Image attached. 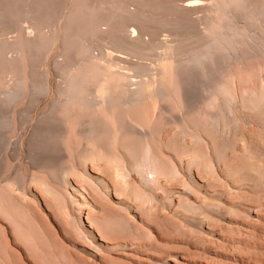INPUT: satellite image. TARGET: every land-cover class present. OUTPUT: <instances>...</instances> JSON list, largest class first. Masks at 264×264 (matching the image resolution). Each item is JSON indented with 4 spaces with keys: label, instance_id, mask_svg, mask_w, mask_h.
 Instances as JSON below:
<instances>
[{
    "label": "rangeland",
    "instance_id": "374dc122",
    "mask_svg": "<svg viewBox=\"0 0 264 264\" xmlns=\"http://www.w3.org/2000/svg\"><path fill=\"white\" fill-rule=\"evenodd\" d=\"M56 1H64L69 7L76 2ZM125 1L130 11L139 12V19L128 20L116 11L122 0L118 5L117 0H108L106 7L112 16L103 28L118 32L126 25L130 31L146 27L153 32L159 27L156 31L158 48L152 53L122 55L115 51V42L107 46L103 42L106 48L102 61L59 71L52 62L65 63L61 54V23H56L47 13L40 14L42 19L40 15L29 18L32 13L23 10V0H0V98L11 86L30 84L38 71L43 73L47 85V91L38 96L39 101L29 107L25 117L19 114L28 98L21 95L5 109L6 116L10 117L0 126V252L1 248L4 253L8 248L9 264H264V15L256 22V12L248 8L242 12L245 16H235L233 24L226 22L228 27L223 22L224 33H221L215 30L217 0ZM246 1L253 3L246 5L256 7L257 11L263 9L258 12L264 14V0ZM37 20L42 21L38 24ZM116 24L117 29L111 28L117 27ZM41 26L45 31L55 30V38L59 32L55 44L48 45V36L38 46L34 44L30 37L34 38ZM240 26L246 27L247 33L238 39L228 36L230 30H240ZM23 31L24 37L29 36V39L23 35L17 38ZM150 32L144 35L145 40L151 37ZM82 37L103 38L97 34ZM17 40L23 43L20 48ZM168 43L172 44L171 49ZM184 43L187 44L184 46ZM253 44L261 48L254 49ZM31 52L35 55L29 57ZM93 53L97 56L98 51L93 50ZM124 58L141 62V66L144 63L145 70L134 62L130 61L134 66L128 60L124 63ZM185 60L191 66L184 68L181 62ZM104 62L109 63L108 66ZM207 64L213 65L212 71ZM135 66L144 76L136 75L139 72ZM102 67L105 70H101ZM213 70L216 73L213 74ZM180 71L183 76L178 75ZM205 71L208 75L212 73L215 77L210 78L217 81L208 79L207 82ZM145 72L154 76L146 79L150 76ZM64 73L75 76L83 91L116 96L121 82H135L143 84L142 87L149 85L151 89L167 88L165 98H168L153 96L147 100L142 97L119 109L118 105H113L109 113L103 105L96 106L97 110L102 108L103 117L113 126H110L111 131L105 128L101 135L84 136L77 134L78 131L97 115L75 96L61 114L66 121L61 133L66 137L60 139L59 148L50 155L53 162L50 161L48 167L51 164V168H32L24 146L38 118L48 112L55 85L63 83ZM98 79L105 81L101 83ZM197 81H201V85L205 82L200 86L203 94L193 93ZM99 85L100 91L95 90ZM173 85L176 86L174 94ZM204 86H211L207 87V93ZM179 92L185 93L183 99ZM177 101L184 105L180 108ZM79 106H83L84 111ZM146 149L154 161L155 181L151 184H146L136 170L144 162L143 150ZM137 153H141L139 159H135L139 157ZM58 165L67 169L63 175L59 172V179L58 175L54 177L58 169L63 170ZM5 176L9 179L3 181ZM126 180L130 186L126 185Z\"/></svg>",
    "mask_w": 264,
    "mask_h": 264
},
{
    "label": "bare ground",
    "instance_id": "6f19581e",
    "mask_svg": "<svg viewBox=\"0 0 264 264\" xmlns=\"http://www.w3.org/2000/svg\"><path fill=\"white\" fill-rule=\"evenodd\" d=\"M108 0H76V2L71 6V7H69V6H67V3L66 2H64V1H62V2H59V1H50V2H44V1H42V0H23V3H24V6H23V10L26 12V13H29L30 12V14L32 13V15L29 17V18H36V17H39V15L40 14H43L44 16L46 15V13H47V15L48 14H50V17L52 16V18H54V21L56 22V23H61V25L62 26H60V27H62L63 28V32H62V34H61V36H62V45H63V52H61V54H63L62 56H64L65 57V63H61V62H58V61H54V62H52V64L55 66V69H58L59 71H63L64 69L66 70V68L67 67H69V66H74L75 68H78V67H80V68H82L83 66H81V65H83L84 63H93V62H96L97 60H98V62L102 59V57H104L103 56V54H104V48H106V47H104L103 46V42H106V46H107V44L108 43H110V44H113L114 42H115V45H116V47L115 48H117L115 51L118 53V52H120V53H123L122 55H126V53L127 54H133V53H137V54H139V53H144L145 51L147 52V51H149L150 53H152V51L153 50H155L156 48H158V44L156 43V31L157 30H159V27L157 28V29H155L153 32H150V31H152V29H150V31L148 30V28H146L145 26H143V27H145V28H141V29H139L138 31H136V30H134V29H132L131 31L130 30H127V26L125 25H123L121 28H119V30H118V32H114V31H112V30H110L109 28H107V27H105V28H103L105 25H108L110 22V18H111V16H112V14L110 15L109 13L111 12H109L108 11V8L106 7V2H107ZM110 1V0H109ZM120 0H117V5H118V2H119ZM249 1V0H248ZM9 2V1H8ZM64 2V3H63ZM128 2H129V0H128ZM246 0H217V3H216V7H215V9L214 10H217L216 12L217 13H215V14H217V18H218V26H217V28L215 29L216 31H219V32H221L222 33V31H223V33H224V30H222V28H223V25H222V23L224 22V23H230V24H233V23H231L232 21H233V19L235 18V16L236 15H238L239 17L242 15V16H245L244 15V13L242 14V12L244 11V10H247L248 8H251V10L252 11H255L256 12V18H255V21L257 22L258 20H260V19H262V18H264V17H260L261 15H264V14H260L258 11H260V10H256V7H254V8H252L251 6H249V5H253V3H251V2H247ZM121 5L119 6V8L116 10V11H119V13H120V15H123V17H126L128 20H133V19H139L138 17V13H136V12H134V11H130L129 9H128V7H127V3H126V1L124 0H122V2H119ZM111 4V3H110ZM113 4V3H112ZM246 4H249V5H246ZM108 5V4H107ZM116 5V6H117ZM129 5V4H128ZM195 5V4H194ZM255 5V4H254ZM116 6H115V8H116ZM187 6H189V5H187ZM247 6V7H246ZM114 8V9H115ZM260 8V6L258 7V9ZM110 10H111V6H110ZM263 10V9H262ZM261 10V11H262ZM249 11H250V9H249ZM113 12H115V11H113ZM35 13V14H34ZM115 13H117V12H115ZM255 14V13H254ZM21 14L19 13V16H20ZM29 15V14H28ZM27 15V16H28ZM43 15H40V17L39 18H43ZM119 15V14H118ZM213 15V14H212ZM3 16V15H2ZM18 16V17H19ZM27 16H26V18H27ZM36 16V17H35ZM49 16V15H48ZM115 16V15H114ZM117 16V15H116ZM3 17H5V16H3ZM22 16H20V18H21ZM118 17H121V16H118ZM122 17V18H123ZM142 17V16H141ZM238 17V18H239ZM11 18V17H10ZM244 18V17H243ZM243 18H241V19H243ZM246 18V17H245ZM12 19V18H11ZM38 19V18H37ZM26 20V19H25ZM36 20V19H35ZM119 20V19H118ZM117 20V21H118ZM39 21H42V20H37V23L39 24V23H41V22H39ZM136 21V20H135ZM240 21V20H239ZM119 22V21H118ZM234 22V21H233ZM255 22V23H256ZM262 22V21H261ZM37 23H35V24H37ZM117 23V22H116ZM121 25H122V23L121 22H119ZM227 23H226V27H228L227 26ZM249 23V22H248ZM252 23H254V22H252ZM252 23H251V25H252ZM47 24V23H46ZM119 24V26H121ZM124 24V23H123ZM217 24V23H216ZM261 24V23H260ZM259 24V25H260ZM263 24V23H262ZM41 25V24H40ZM40 25H37V26H40ZM48 25V24H47ZM118 24H116L115 26H117ZM214 26H215V23L213 24ZM225 25V24H224ZM248 24L246 23V26H247ZM251 25H250V27H251ZM258 25V24H257ZM50 26V25H49ZM51 26H53L52 24H51ZM50 26V27H51ZM171 26H172V24H171ZM174 26V25H173ZM245 26V25H244ZM244 26H242V28H241V26H240V30H236V31H234L233 29H232V31L230 30L229 31V34H228V36L229 35H231L230 37L231 38H233V36H235V37H237V39H238V37L239 36H243L244 34H245V32H246V27H244ZM254 26H255V24H254ZM56 27V26H55ZM226 27H225V30H226ZM237 27V26H236ZM250 27H248L247 28V31H248V29L250 28ZM253 27V26H252ZM264 27V26H263ZM44 27H42L41 26V28L40 27H38V29H37V31L35 32V34H34V32H33V36H34V38L33 37H30V38H32L33 40L32 41H34V44L35 45H39V44H41L43 41H44V39H45V37L46 36H48L49 38H48V41H49V44L48 45H53V44H55V42L57 41V37H58V34H59V32H58V34L56 33V38H55V33H54V31H52V32H50L51 30V28H48L49 30H47V31H45L44 29H43ZM54 28V27H53ZM62 28H60L61 30H62ZM111 28H118V26L117 27H111ZM234 28V27H233ZM239 28V26L236 28V29H238ZM224 29V28H223ZM25 30V29H24ZM33 30V31H34ZM252 30V29H251ZM20 32H21V30H19ZM29 31V30H28ZM129 31L130 32H132L133 33V35L131 34V36L129 35ZM173 31V30H172ZM234 31V32H233ZM19 32V33H20ZM148 32H150V35H151V37L148 39V40H145L144 39V35L145 34H147ZM159 32V31H158ZM215 32V31H214ZM230 32H232V33H230ZM249 32V31H248ZM253 32V31H252ZM29 33V32H28ZM211 33H213V32H211ZM215 33H217V32H215ZM227 33V32H226ZM225 33V34H226ZM247 33V32H246ZM26 33L23 31V34H18V36H17V38L18 37H22L21 35H23V38H26L27 36H25L24 37V35H25ZM95 34H97L98 36H101V37H103V38H100V39H98V40H95V39H92V38H84V37H82V36H84V35H95ZM225 34H223V35H225ZM20 35V36H19ZM216 35V34H215ZM218 35H219V33H218ZM221 35V34H220ZM246 35H248V34H246ZM249 35H250V33H249ZM249 35H248V37H249ZM261 35V34H260ZM263 35V34H262ZM262 35H261V37L260 38H262ZM146 36V35H145ZM149 36V35H148ZM208 37H209V35H207ZM29 37V36H28ZM27 37V39H29ZM91 37V36H90ZM213 37L215 38L216 36H214V33H213ZM220 37V36H219ZM224 37V36H223ZM217 38V37H216ZM227 38V37H226ZM251 39H252V41H253V39H254V37L252 38V36L250 37ZM255 38H256V36H255ZM259 38V37H258ZM60 39V38H59ZM247 39H249V38H247ZM257 39V38H256ZM264 39V38H263ZM213 40V39H212ZM218 40H220V39H218ZM233 40V39H232ZM257 40H259V39H257ZM19 40H17V43H19V48H20V45L21 44H23L22 42L20 43V42H18ZM21 41V40H20ZM157 41H159V40H157ZM251 41V40H250ZM255 41V40H254ZM260 41H262V39H260ZM260 41H258V42H260ZM30 42H31V39H30ZM160 42V41H159ZM177 42V41H176ZM231 42V41H230ZM238 42V41H237ZM236 42V43H237ZM257 42V43H258ZM190 43V42H189ZM192 43H195V42H192ZM198 43V42H197ZM204 43V42H203ZM239 43H240V40H239ZM161 44V43H160ZM175 44V43H174ZM187 43H184L183 45L185 46ZM229 44V43H228ZM255 44V43H254ZM254 44H253V46H254ZM176 45H178L177 43H176ZM181 45V44H180ZM179 45V46H180ZM258 46H259V44H257ZM111 46V45H110ZM167 46V45H166ZM168 46H169V48H170V46H172V44L170 45L169 43H168ZM183 46V47H184ZM201 46V45H200ZM257 46V47H258ZM21 47H23V46H21ZM40 47V46H39ZM164 47V46H163ZM256 47V48H257ZM260 47V46H259ZM8 48V47H7ZM113 48V47H112ZM111 48V49H112ZM155 48V49H154ZM213 48V47H212ZM212 48H210V50H212ZM237 48V47H236ZM251 48V47H250ZM255 48V46H254V49H256ZM261 48V47H260ZM171 49V48H170ZM218 49V48H217ZM252 49H253V47H252ZM25 50V49H24ZM93 50H97L98 51V54H97V56H95L94 55V53H95V51H94V53H93ZM229 50H230V48H229ZM228 50V51H229ZM231 50H232V48H231ZM26 51V50H25ZM114 51V52H115ZM166 51V50H165ZM169 51V50H168ZM167 51V52H168ZM181 51H182V53L184 52L183 51V49H181ZM255 51V50H254ZM20 52H21V49H20ZM33 52V51H32ZM31 52V53H32ZM166 52V53H167ZM170 52V51H169ZM168 52V53H169ZM178 52H180V51H178ZM211 52V51H210ZM246 52V51H245ZM261 52V51H260ZM34 53V52H33ZM29 54V57L32 55V56H34L35 54ZM172 53H173V51H172ZM214 53V52H213ZM60 54V55H61ZM171 54V53H170ZM178 54V53H177ZM120 55V54H119ZM153 55V54H152ZM180 55V54H179ZM182 56H183V54H181ZM3 56V55H2ZM21 56V55H20ZM37 56V55H36ZM116 56V55H115ZM115 56H113L114 58V60H115ZM121 56V55H120ZM127 56H129V55H127ZM169 56V55H168ZM16 57V56H15ZM15 57H14V59H15ZM110 57V56H109ZM117 57V56H116ZM119 57V56H118ZM166 57V56H165ZM164 57V58H165ZM178 57H180V56H178ZM216 57H217V54H216ZM214 57L215 58V60L214 61H218L217 60V58H219V57ZM221 57V56H220ZM2 58V57H1ZM10 58V57H9ZM120 58H122V57H120ZM126 58V57H125ZM124 58V59H125ZM173 58V57H172ZM184 58V57H183ZM186 58V57H185ZM199 58V57H198ZM13 59V58H12ZM113 59H111V60H113ZM187 59V58H186ZM190 59V58H189ZM200 59V58H199ZM63 60V61H64ZM114 60H113V62H114ZM126 60H128V59H125V62L124 63H126ZM137 60H141V58L140 59H137ZM177 60H178V58H177ZM180 61H181V59H179ZM178 60V61H179ZM194 60V59H193ZM10 61V60H9ZM28 61V60H27ZM102 61V60H101ZM119 62H123V60L121 61V60H118ZM129 61V60H128ZM131 62H134V65H136V66H138V64H139V66H138V68H143L142 70H145L144 68V63H142V66L140 65V63L141 62H139V63H136L135 61H132V60H130ZM130 61H129V64H130ZM175 61H176V59H175ZM206 61V60H205ZM15 62H16V60H15ZM109 62H110V60H109ZM154 62V61H153ZM177 62V61H176ZM193 62V61H192ZM215 62V63H216ZM102 63V62H101ZM106 65L107 64H109V63H106V62H104ZM103 63V65H105ZM112 63V62H111ZM115 63V62H114ZM117 63V62H116ZM136 63V64H135ZM16 64V63H15ZM128 64V62H127V65H129ZM132 64V63H131ZM130 64V65H131ZM146 64V63H145ZM178 64V63H177ZM181 64L182 65H184V68L188 65V67H189V65H190V62L188 61V60H185V62H181ZM208 64H209V61H208ZM207 64V66H209ZM110 65H112V64H110ZM110 65H109V67H107V68H109L110 69ZM124 65V64H123ZM133 64H132V66H134ZM29 66V65H28ZM53 66V67H54ZM135 66V67H136ZM163 66V65H162ZM166 66V65H165ZM174 66V65H173ZM191 66V65H190ZM205 66V65H204ZM52 67V68H53ZM169 67V66H168ZM167 67V68H168ZM176 68L178 67V66H175ZM210 67V66H209ZM208 67V68H209ZM212 67H213V65H212ZM212 67H210L209 69H211V71H212ZM37 68V67H36ZM74 68V69H75ZM100 68V67H99ZM116 68V67H115ZM131 68V67H130ZM137 68V67H136ZM138 68H137V70H138ZM160 68H161V66H160ZM180 68V67H179ZM182 68V67H181ZM184 68H182V69H184ZM205 68H207V67H205ZM205 68H203V69H205ZM215 68L217 69V67L215 66ZM221 68V67H220ZM55 69L53 68V70H54V72H55ZM104 68L102 67V69L101 70H103ZM123 69V68H122ZM132 69V68H131ZM147 69H148V67H147ZM146 69V70H147ZM166 69V68H165ZM170 69V68H169ZM214 69V68H213ZM58 70H56V71H58ZM64 70V71H65ZM73 70V69H72ZM76 70V69H75ZM78 70V69H77ZM86 70V69H85ZM100 70V69H99ZM100 70V71H101ZM105 70V69H104ZM136 70V71H137ZM139 70H141V69H139ZM137 71V72H139L138 74H136V75H140L141 74V77H142V74L144 73H141L140 71ZM161 70V69H160ZM177 70H178V68H177ZM191 70H192V68H191ZM199 70H200V68H199ZM30 71V70H29ZM33 71H36V70H33ZM32 71V72H33ZM68 71V70H67ZM74 71V70H73ZM99 71V72H100ZM117 71V70H116ZM124 71H125V69H124ZM148 71V70H147ZM164 71V70H163ZM170 71H171V69H170ZM183 71V70H182ZM182 71H180L181 72V74H178L179 76L180 75H182ZM188 71H189V68H188ZM208 71V70H207ZM210 71V72H211ZM69 72V71H68ZM67 72V73H68ZM103 72V71H102ZM102 72H100V73H102ZM167 72H169L168 70H167ZM167 72H164V73H166L167 74ZM209 72V71H208ZM208 72H206L205 71V73L207 74V80L208 79H210L211 81L213 80V77H211L210 78V76L212 75V73L214 74V73H216V70H213V72L211 73V75H208ZM209 72V73H210ZM28 73H31V72H28ZM27 73V74H28ZM34 73V72H33ZM67 73H64L62 76H63V83L62 84H56L55 85V89H54V97H53V99H52V101H51V103H50V107H49V110H48V112L46 113H44V114H42L41 115V117H39L38 118V120H37V122L35 123V126H34V128H32L33 130H32V133L30 134V136H29V138H28V140H27V142H26V146H24V147H26V153H27V157L26 158H28L29 160H28V162H30V164H31V166H32V168L33 167H45V166H47L46 167V169L48 168H51L50 166H51V164H50V166L48 167V163H50V161H52L51 159H50V155L53 153V152H55L56 151V149H58L59 148V141H60V139L61 138H63L64 136L66 137V135H64V134H62L61 133V131H62V127L64 126V125H66V121L64 120V118H63V116L61 115L62 113H65L64 111H65V105H69L71 102H72V100H73V98L75 97V96H79L80 97V99L82 100V101H84V102H86L87 104H88V106H89V108L91 109V112L92 113H95L96 115H97V117L95 118V120L94 119H91V122H89L88 123V125H86L83 121L84 120H86V119H84L83 121H80V123L82 122V124H83V127L82 126H80V127H82L79 131H78V129L79 128H77V131H78V133L77 134H82V135H84V136H88V135H101V134H103L104 133V129L106 128V129H110V131H111V128H110V126L112 125L113 126V124H109L110 123V121L107 119V118H105V117H103L104 115L102 114V108L100 109V108H98V110H97V108H96V106H98L99 107V105H103L104 107H105V112H107V113H109V109L111 108V107H113V105H116V107H117V105H118V109H119V106H125L127 103V105H129L130 104V102H132V101H135V100H137V99H140V98H142V97H147L146 99L148 100V98H152L153 96H156L158 99L159 98H161V99H164L166 96H167V93H168V90H167V88H155V89H151V88H149V85H148V87L147 86H145V87H142V85H140V84H134L135 82H133V84H129V83H127V82H121L120 83V85H117V86H120L121 88L119 89V92L116 94V96H112V95H109V94H105V92H103L102 93V95H100V94H96L95 92H92L91 90H85V91H83V90H80L79 89V83H77V81H75V76H73V75H68ZM81 74H82V71L80 72ZM93 73V72H92ZM110 73H112V72H110ZM109 73V74H110ZM121 73V72H120ZM146 73V72H145ZM77 74V73H76ZM105 74V77H106V73H104ZM113 74V73H112ZM149 74V76H150V73H146V75H148ZM199 74H200V72H199ZM34 77H33V80L31 81L30 80V84L28 83V85L27 86H25V87H22L21 85H19V84H16V85H14V87L13 86H11V88H9V90H7V92H5L4 93V95L0 98V126H2L4 123H5V121L6 122H8V118L10 117V115L7 117L6 116V111H5V109L6 108H8L10 105H12L14 102H16V101H18L19 100V97L21 96V95H24L25 97H27L28 98V102H27V105L26 106H24L25 108L23 109V110H20V112H21V114H19V115H22V117H25L26 116V113H27V110L29 109V107L37 100V98H38V96H40L41 94H43V93H45L46 91H47V85L45 84V81H44V78H43V73L41 74V72L39 73V71H38V73H34ZM59 75V74H58ZM95 75V74H94ZM123 75H125L126 76V74H123ZM123 75H119V76H121V77H123ZM183 75H184V73H183ZM182 75V76H183ZM190 75V74H189ZM201 75H202V73H201ZM91 76H92V74H91ZM90 76V77H91ZM115 76V75H114ZM128 76H130V75H128ZM143 76H144V74H143ZM152 76V75H151ZM151 76L150 77H146V79H149V78H151ZM154 76V75H153ZM152 76V77H153ZM191 76V75H190ZM193 76H194V74H193ZM192 76V78H194ZM212 76H214V75H212ZM79 77V76H78ZM86 77V76H85ZM98 77V76H97ZM101 77V76H100ZM112 77V76H111ZM171 77V76H170ZM189 77V76H188ZM209 77V78H208ZM215 77V76H214ZM220 77V76H219ZM102 78V77H101ZM100 78V79H101ZM107 78V77H106ZM145 77H143V79H144ZM157 78H159V77H157ZM191 78V79H192ZM202 78V77H201ZM243 78V77H242ZM30 79V78H29ZM216 79V78H215ZM78 80V79H77ZM89 80V79H88ZM99 80V79H98ZM104 80V79H103ZM126 80V79H125ZM135 80V79H134ZM155 80V79H154ZM105 81V80H104ZM103 81V82H104ZM107 81V80H106ZM144 81L145 82H147L148 81V83H149V80H145L144 79ZM157 81H158V79H157ZM217 80H213V82H216ZM226 81H228V80H226ZM19 82L21 83V81L19 80ZM99 82H101L100 80H99ZM103 82H101V83H103ZM115 82V81H114ZM136 82H138V81H136ZM139 82H140V80H139ZM156 82V81H155ZM155 82L153 81V83L155 84ZM169 82H170V80H169ZM197 82H200L199 83V85H198V83ZM196 82V86L197 87H195V90L193 91V93L195 92L196 93V95H197V92L198 91H200L201 89V87L200 86H202L203 84H205V82L203 81V84L201 85V81H197ZM207 82H209V80L207 81ZM242 82V81H241ZM257 82V81H256ZM61 83V82H60ZM93 83V82H92ZM100 83V84H101ZM218 84H219V82H217ZM217 84V85H218ZM224 84V83H223ZM87 85H88V82H87ZM87 85H85V86H87ZM91 85V84H90ZM108 85V84H107ZM157 85V84H156ZM194 85V86H195ZM210 85H212L211 84V82H210ZM220 85V84H219ZM93 86V85H92ZM116 86V85H115ZM164 86V85H163ZM174 86V85H173ZM172 86V90H171V92L173 91L174 93H175V87L176 86H174L173 87ZM194 86H192V88L194 89ZM228 86V85H227ZM13 87V88H12ZM88 87V86H87ZM90 87V86H89ZM97 87V86H96ZM99 87H100V85L98 86V88H96L95 90H99ZM114 87V86H113ZM207 87H209V88H211V86H207ZM207 87H205L204 86V88H205V90L207 89ZM218 87H220V86H218ZM222 87V86H221ZM224 87H225V85H224ZM7 88V89H8ZM179 88H180V85H179ZM223 88V87H222ZM262 88V87H261ZM86 89V88H85ZM101 89V88H100ZM106 89V88H105ZM104 89V90H105ZM182 89V88H181ZM216 89V88H215ZM6 90V89H5ZM111 90H113V89H111ZM110 90V91H111ZM179 90V89H178ZM211 90V89H210ZM212 90H214V89H212ZM211 90V91H212ZM100 91V90H99ZM118 91V90H117ZM202 91V90H201ZM200 91V92H201ZM208 91H209V89H208ZM215 91H217V90H215ZM219 91V90H218ZM221 91V90H220ZM222 91H225V90H223L222 89ZM172 92V94H174ZM176 92H178V91H176ZM200 92H198V94L200 93ZM203 92L205 93V91L203 90ZM210 92V91H209ZM3 93V92H2ZM180 93V96H181V99H183L184 97H183V95L185 94H182L181 95V92H179ZM194 93V94H195ZM202 93V92H201ZM206 93H207V90H206ZM211 93V92H210ZM210 93H208V95H210ZM224 93V92H223ZM170 94V93H169ZM171 94V95H172ZM203 94V93H202ZM215 94V93H214ZM50 95V94H49ZM179 95V94H178ZM189 95V94H188ZM193 95V94H192ZM170 96V95H169ZM194 96V95H193ZM201 97H203V95H200ZM261 96V95H260ZM42 97V96H41ZM41 97H39V98H41ZM183 97V98H182ZM187 97V96H186ZM219 97H221L220 95H219ZM263 97V96H262ZM43 98V97H42ZM97 98H99V99H101L100 101H98V99ZM154 98V97H153ZM168 98V97H167ZM167 98H165V99H167ZM224 98V97H223ZM79 99V100H80ZM180 99V100H181ZM143 100V99H142ZM205 100V99H204ZM39 100H37V102H38ZM78 101V100H77ZM139 101H141V100H139ZM166 101V100H165ZM165 101H163V102H165ZM263 101V100H262ZM178 102V104H179V107L181 106L182 107V105H184V104H182V105H180V103L181 102H179V101H177ZM185 101H183L182 100V103H184ZM140 103V102H139ZM138 103V104H139ZM134 104H136V103H134ZM37 105V104H36ZM75 105H76V103H75ZM132 105V104H131ZM78 105H76V107H77ZM214 106V105H213ZM212 106V107H213ZM216 106V105H215ZM68 107V106H67ZM81 107H83V106H81ZM80 106H79V108L80 109H82ZM129 107V106H128ZM178 107V106H177ZM180 107V108H181ZM188 107V106H187ZM71 108V107H70ZM121 108V107H120ZM167 108V107H166ZM183 108H184V106H183ZM68 109V108H67ZM84 109L85 108H83L82 109V111H84ZM113 109V108H112ZM118 109L116 110V111H118ZM125 109V108H124ZM128 109V108H127ZM169 109H170V107H169ZM173 109V108H172ZM126 110V109H125ZM124 110V111H125ZM163 110V109H162ZM189 110H190V108H189ZM11 111V110H10ZM32 111V110H31ZM67 111V110H66ZM95 111H97V112H95ZM120 111V110H119ZM184 111H186V110H184ZM206 111V110H205ZM85 113V112H84ZM114 113V112H113ZM121 113V112H120ZM183 113V112H182ZM8 114V113H7ZM116 116H117V113L115 112L114 113ZM119 114V113H118ZM123 114H125V117H126V113H124L123 112ZM122 114V115H123ZM181 114V113H180ZM86 115H89V114H85V116ZM119 116H120V114H119ZM157 116V115H156ZM65 117V116H64ZM91 117V116H90ZM92 117H93V114H92ZM121 117V116H120ZM123 117V116H122ZM121 117V118H122ZM181 117V116H180ZM66 118V117H65ZM72 118V117H71ZM85 118H87V117H85ZM119 118V117H118ZM213 118V117H212ZM24 119V118H23ZM81 119V118H80ZM83 119V118H82ZM124 119V118H123ZM29 120V119H28ZM122 120V119H121ZM117 122H119L120 123V121L118 120ZM122 122H124V121H122ZM126 122H127V120H126ZM78 123H79V120H78ZM129 123V122H128ZM134 124V123H133ZM16 125V124H15ZM122 125H127V124H123L122 123ZM118 126H120V124L118 125ZM79 127V126H78ZM132 127V129H136L135 128V126H131ZM23 128V127H22ZM115 128V127H114ZM113 128V129H114ZM115 129H118V127L116 126V128ZM127 128H125V130H126ZM22 131V130H21ZM113 131V130H112ZM130 131V130H129ZM114 132V131H113ZM121 133V132H120ZM130 133V132H129ZM136 133L138 134L139 132L137 131V129H136ZM106 134V133H105ZM139 136V135H138ZM82 138H83V136H81ZM111 138V137H110ZM141 138V137H140ZM18 140H19V138H18ZM86 140V139H85ZM110 140V139H109ZM144 141V140H143ZM7 143V142H6ZM5 143V144H6ZM141 144V143H140ZM142 144H144V142H142ZM142 144H141V146H142ZM98 145V144H97ZM145 145V144H144ZM146 145H147V143H146ZM6 146V145H5ZM20 146V145H19ZM84 146V145H83ZM152 146V145H151ZM98 147V146H97ZM145 147H147V146H145ZM103 148V147H102ZM15 149V148H14ZM98 149V148H97ZM138 151H141V150H138ZM17 152V151H16ZM88 153V152H87ZM86 154V153H85ZM120 154V153H119ZM138 154V156L141 154V153H137ZM143 158H144V162L142 163V164H140V166H138L137 167V173L139 174V175H141L142 176V178H143V181L146 183V184H151L153 181H155L154 180V174H155V169H154V161H153V155L152 154H150L149 155V151L146 149L145 150V152H144V150H143ZM151 155H152V157H151ZM84 156V155H83ZM141 156V155H140ZM140 156L139 157H137V158H135V159H139L140 158ZM86 157V156H85ZM136 157V156H135ZM52 158V157H51ZM95 158H96V156H95ZM123 158V157H122ZM134 160V159H133ZM63 161V160H62ZM132 161V160H131ZM156 161V160H155ZM27 162V161H26ZM53 162V161H52ZM138 162V160H136V163ZM100 163V162H99ZM132 163V162H131ZM156 163V162H155ZM98 164V163H97ZM133 164H135V163H133ZM115 166H117V165H115ZM58 168L60 167L59 165L57 166ZM130 167V166H129ZM156 167V166H155ZM53 168V167H52ZM60 169H63V168H61L60 167ZM1 170H2V168H1ZM0 170V171H1ZM67 170V169H63V170H61V171H59V169H58V171H57V173H56V175L54 176V177H56L58 174H59V172H61V174H62V172L64 173L65 171ZM126 170V169H125ZM157 170V169H156ZM17 171H18V169H17ZM48 171V170H47ZM49 171H52L51 169L49 170ZM117 171H119V169L117 170ZM124 171V170H123ZM122 171V172H123ZM132 171H134V170H132ZM135 172V171H134ZM6 173V172H5ZM5 173H3V175L5 174ZM53 173H54V171H53ZM125 173V172H124ZM14 174V173H13ZM120 174V173H119ZM127 174V173H126ZM126 174H124V176L126 175ZM136 174V173H135ZM1 175V174H0ZM7 175V174H6ZM60 175V174H59ZM58 175V179H59V176ZM63 175V174H62ZM62 175H61V177H62ZM137 176V175H136ZM132 177V176H131ZM1 178V177H0ZM7 177L5 176V178H4V180L3 181H5V179H6ZM23 178V177H22ZM57 178V177H56ZM127 178V177H126ZM125 178V179H126ZM9 179V178H8ZM8 179H6V180H8ZM130 180V179H129ZM142 179H140V181H141ZM21 181V180H20ZM127 182H128V180H126ZM143 181H142V183H143ZM157 181V180H156ZM34 182V181H33ZM158 182H159V180H158ZM16 183V182H15ZM126 183V182H125ZM142 183H140V184H142ZM126 185H129L130 186V184H129V182H128V184L126 183ZM2 186V185H1ZM139 187V186H138ZM143 187V186H142ZM145 188H146V186H145ZM127 189V188H126ZM132 189V188H131ZM30 190V189H29ZM143 190V189H142ZM127 191V190H126ZM131 191V190H130ZM138 191V190H137ZM150 191V190H149ZM138 193V192H137ZM53 195H55V194H53ZM135 195H136V193H135ZM3 196V195H2ZM23 212V211H22ZM4 244V243H3ZM6 244H7V241H6ZM1 245V244H0ZM5 245V244H4ZM4 245L2 246L3 248H4ZM7 246V245H6ZM8 247V246H7ZM8 249V248H7ZM6 249V250H7ZM6 250H5V253H4V250H2V248H1V252H0V264H9V263H7V257L9 256V255H6ZM8 254V253H7ZM9 260V259H8Z\"/></svg>",
    "mask_w": 264,
    "mask_h": 264
}]
</instances>
